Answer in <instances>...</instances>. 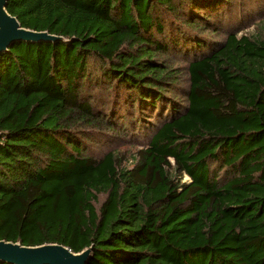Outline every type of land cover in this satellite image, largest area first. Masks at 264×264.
Returning <instances> with one entry per match:
<instances>
[{"label":"trees","instance_id":"trees-1","mask_svg":"<svg viewBox=\"0 0 264 264\" xmlns=\"http://www.w3.org/2000/svg\"><path fill=\"white\" fill-rule=\"evenodd\" d=\"M7 10L65 40L0 53V239L94 246L88 264H264V35H239L264 0Z\"/></svg>","mask_w":264,"mask_h":264},{"label":"water","instance_id":"water-1","mask_svg":"<svg viewBox=\"0 0 264 264\" xmlns=\"http://www.w3.org/2000/svg\"><path fill=\"white\" fill-rule=\"evenodd\" d=\"M8 0H0V53L14 42H40L65 40L47 30H34L22 26L19 19L8 10ZM94 246L80 253L69 247L50 243L40 246H25L19 242L0 239V263L6 264H88Z\"/></svg>","mask_w":264,"mask_h":264},{"label":"rangeland","instance_id":"rangeland-1","mask_svg":"<svg viewBox=\"0 0 264 264\" xmlns=\"http://www.w3.org/2000/svg\"><path fill=\"white\" fill-rule=\"evenodd\" d=\"M264 23V16H261V17H257L255 21H253V23H251L249 26H247L246 29H243L239 32V35H241L242 33H248V34H253V33H256L258 36H261V35H264V26L262 25ZM218 38L222 39L224 38V35H220L218 36ZM184 61H178L177 65H180V66H184ZM130 136L129 134H126V139L120 141V143L117 142V144L115 145H119L121 146L120 149L123 150V149H126V148H133L135 147V145H133L130 141ZM112 146H109V145H99V146H95L94 148H96V153L100 154V153H103L105 152L106 150H111ZM116 147V146H114ZM186 179H188V176H186ZM103 199V196H101V200Z\"/></svg>","mask_w":264,"mask_h":264}]
</instances>
